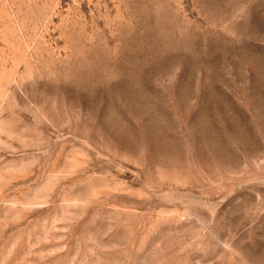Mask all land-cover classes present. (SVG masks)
<instances>
[{"label": "rangeland", "instance_id": "obj_1", "mask_svg": "<svg viewBox=\"0 0 264 264\" xmlns=\"http://www.w3.org/2000/svg\"><path fill=\"white\" fill-rule=\"evenodd\" d=\"M0 264H264V0H0Z\"/></svg>", "mask_w": 264, "mask_h": 264}]
</instances>
